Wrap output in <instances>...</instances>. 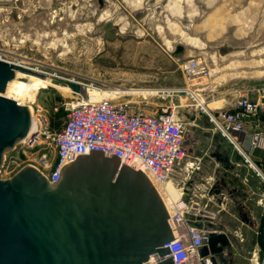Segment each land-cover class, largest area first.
<instances>
[{"label": "rangeland", "instance_id": "obj_1", "mask_svg": "<svg viewBox=\"0 0 264 264\" xmlns=\"http://www.w3.org/2000/svg\"><path fill=\"white\" fill-rule=\"evenodd\" d=\"M104 1L99 10L97 0L0 2V56L49 74L84 77L89 84L169 92L188 85L182 63L201 57L210 76L200 88L206 89L211 109L217 107L212 103L219 98L232 104L227 108L234 107L246 91L264 85V0ZM178 45L189 49L183 61L172 56ZM216 91L222 95H214ZM68 97L43 88L34 101L23 104L41 106L51 129L58 132L67 119ZM129 99L150 103L143 107L149 112L176 107L187 124V150H193L186 160L195 167L216 151L209 141L219 135L184 95ZM16 154L8 156L10 164ZM28 161L21 158L4 169L0 179L13 177ZM259 169L264 176V167ZM227 219L231 232H237L231 233V264H255L256 260L262 264L264 222L254 229Z\"/></svg>", "mask_w": 264, "mask_h": 264}, {"label": "water", "instance_id": "obj_2", "mask_svg": "<svg viewBox=\"0 0 264 264\" xmlns=\"http://www.w3.org/2000/svg\"><path fill=\"white\" fill-rule=\"evenodd\" d=\"M97 1L99 10L105 1ZM188 53L178 45L172 56L183 61ZM18 72L40 79L47 76L0 59V173L7 167L6 157L32 126L29 107L5 95ZM52 84L84 95L81 85L73 81L54 77ZM188 144L185 136L187 155H193ZM196 183L191 178L183 193L179 191L186 202ZM224 189L230 193L224 180L210 184L209 195ZM169 218L146 174L121 163L118 156L106 157L99 150L77 155L62 167L55 183L27 165L13 177L0 179V264H153L149 263L152 256L170 253L164 248L174 240ZM185 218L190 227L210 232L207 243L198 249L200 258L231 264L232 235L224 232L214 215L198 202ZM239 218L256 226L243 206ZM157 264L174 262L170 257Z\"/></svg>", "mask_w": 264, "mask_h": 264}, {"label": "built area", "instance_id": "obj_3", "mask_svg": "<svg viewBox=\"0 0 264 264\" xmlns=\"http://www.w3.org/2000/svg\"><path fill=\"white\" fill-rule=\"evenodd\" d=\"M0 2L10 3L12 0ZM0 59L14 62L2 56ZM181 69L187 87L168 94L184 95L187 101H192L191 106L208 118L212 130L233 145L245 163L262 176L251 154L264 149V125L248 131L247 123L259 117L264 85L249 90L238 100L234 110L226 107L211 109L206 89L200 88L203 80L210 76L205 60L193 57L183 62ZM54 75L78 83L84 95L72 91V95H68L65 103L67 119L58 132L51 129L41 106L27 105L31 111V130L15 148L17 154L13 162L10 164L12 160L6 158L7 167L21 158H28L26 165L36 168L50 183H55L62 167L74 161L77 155L87 156L90 150H99L104 151L106 157L118 156L121 163L145 173L156 189H162L172 181L183 193L186 180L192 178L195 163L186 160L187 124L178 116L175 106L157 107L149 112L143 107L151 106L150 103L130 100L124 88L89 84L84 77L61 72ZM207 187L210 189V184ZM194 203L198 202L192 194L188 202L180 195L168 205L165 203L174 240L164 245L170 251L167 257L156 254L149 263L157 264L172 257L174 264H213L211 257L201 259L198 253V249L207 243L210 232L190 227L185 218ZM255 264L260 263L256 260Z\"/></svg>", "mask_w": 264, "mask_h": 264}, {"label": "crops", "instance_id": "obj_4", "mask_svg": "<svg viewBox=\"0 0 264 264\" xmlns=\"http://www.w3.org/2000/svg\"><path fill=\"white\" fill-rule=\"evenodd\" d=\"M217 92L218 91H216L214 95H222ZM248 93L249 91L245 92V94ZM251 97L254 98V95L251 94ZM212 104L217 105L215 108L232 106L231 103L229 104V102L223 101V98L214 100ZM228 109L234 110L235 106L229 107ZM263 125L264 101L259 117L247 123V130L259 129ZM209 142L210 145H216V151L211 153L209 157H203L202 161L199 160L201 164H198V166L194 168L191 177L194 178L197 183L192 191V196L199 202L201 208L207 209L214 215L217 221L223 226L225 233H232V235L237 234V232H231L226 223L229 217L240 221V206L245 207V211L248 212L250 218L256 225L252 228L256 229L259 223L264 222V176H258L254 169V172L251 171L242 160H239L242 156L233 145L221 136H214ZM251 158L257 167H264V149H258L252 152ZM189 180L190 178L186 180V183ZM223 180L226 182L230 193L227 192V189H224L220 194L213 195L211 199V195H209L210 189L207 187L209 186L208 182L213 185ZM203 182L206 184L202 185ZM172 185L175 186L173 182ZM227 194L231 199H229Z\"/></svg>", "mask_w": 264, "mask_h": 264}, {"label": "bare ground", "instance_id": "obj_5", "mask_svg": "<svg viewBox=\"0 0 264 264\" xmlns=\"http://www.w3.org/2000/svg\"><path fill=\"white\" fill-rule=\"evenodd\" d=\"M14 63L30 68L35 72L43 73L47 75L45 78L40 79L38 77L28 75L25 73H20V72L17 73L16 78L11 83H9L5 95L17 101L21 105H25L23 104V101H34L36 97V93H38L43 88L48 89L49 87H52L56 91L58 90L66 95H72V92L68 87L57 86L52 84V78L54 77L60 78V77L55 76L54 74H49L38 67L33 68L22 61H16V62L14 61ZM124 92L128 95V97H131L133 99L152 98L155 97L156 95L171 93L169 91H164V90L158 91L154 89H124ZM19 157L21 158V156ZM157 191L159 192L162 199H164V203H166V205H168L170 201H175L180 197L178 187L173 186L172 181L168 182L162 189L160 187H157Z\"/></svg>", "mask_w": 264, "mask_h": 264}, {"label": "trees", "instance_id": "obj_6", "mask_svg": "<svg viewBox=\"0 0 264 264\" xmlns=\"http://www.w3.org/2000/svg\"><path fill=\"white\" fill-rule=\"evenodd\" d=\"M264 226V225H263Z\"/></svg>", "mask_w": 264, "mask_h": 264}]
</instances>
